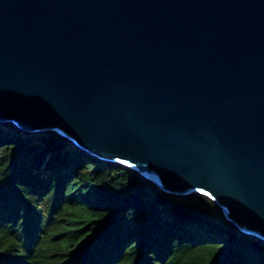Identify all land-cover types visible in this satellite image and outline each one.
<instances>
[{"label": "water", "instance_id": "1", "mask_svg": "<svg viewBox=\"0 0 264 264\" xmlns=\"http://www.w3.org/2000/svg\"><path fill=\"white\" fill-rule=\"evenodd\" d=\"M0 120L264 241V0H0Z\"/></svg>", "mask_w": 264, "mask_h": 264}, {"label": "trees", "instance_id": "2", "mask_svg": "<svg viewBox=\"0 0 264 264\" xmlns=\"http://www.w3.org/2000/svg\"><path fill=\"white\" fill-rule=\"evenodd\" d=\"M0 264H264L207 197L0 123Z\"/></svg>", "mask_w": 264, "mask_h": 264}, {"label": "clouds", "instance_id": "3", "mask_svg": "<svg viewBox=\"0 0 264 264\" xmlns=\"http://www.w3.org/2000/svg\"><path fill=\"white\" fill-rule=\"evenodd\" d=\"M11 123V124H13V125H15V126H17L15 123H13V122H11V121H1L0 120V123ZM18 127V126H17ZM20 128V127H19ZM40 133H44V132H40ZM54 133H56V134H58V132H54ZM59 135V134H58ZM59 136H61V135H59ZM61 137H63V136H61ZM63 138H65V137H63ZM66 139V138H65ZM66 140H68V139H66ZM68 141H70V140H68ZM71 142V141H70ZM72 143V142H71ZM72 144H74V143H72ZM75 145V144H74ZM76 146V145H75ZM120 165H122V164H120ZM124 167H127L126 165H123ZM127 168H129L130 169V167H127ZM132 170V169H131ZM134 172H136L135 170H133ZM137 173V172H136ZM138 175H140L139 173H137ZM141 176V175H140ZM142 177V176H141ZM143 178V177H142ZM144 179V178H143ZM144 180H146V179H144ZM147 181V180H146ZM148 182V181H147ZM153 185V184H152ZM195 194H200V195H203V196H205V197H207V198H209L213 203H214V200L213 199H211L208 195H205V194H201V193H195ZM190 195H193V194H190ZM190 195H188V196H190ZM186 196V195H185ZM185 196H177V197H185ZM215 204V203H214ZM216 205V204H215ZM217 207V206H216ZM219 210V209H218ZM227 220V219H226ZM228 221V220H227ZM229 222V221H228ZM230 223V222H229ZM233 225V224H232ZM234 226V225H233ZM235 227V226H234ZM236 228V227H235ZM237 229V228H236ZM238 230V229H237ZM239 232H241L240 230H238ZM242 234H244V235H247V236H250V237H255V238H257V239H259V240H261V241H263L262 239H260L258 236H253V235H249V234H245V233H243V232H241ZM264 242V241H263Z\"/></svg>", "mask_w": 264, "mask_h": 264}, {"label": "rangeland", "instance_id": "4", "mask_svg": "<svg viewBox=\"0 0 264 264\" xmlns=\"http://www.w3.org/2000/svg\"><path fill=\"white\" fill-rule=\"evenodd\" d=\"M7 123V122H6ZM169 195H171V194H169ZM173 196V195H172ZM218 208V207H217Z\"/></svg>", "mask_w": 264, "mask_h": 264}]
</instances>
